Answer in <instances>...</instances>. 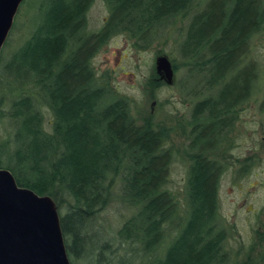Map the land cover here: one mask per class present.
Masks as SVG:
<instances>
[{
  "label": "trees",
  "instance_id": "trees-1",
  "mask_svg": "<svg viewBox=\"0 0 264 264\" xmlns=\"http://www.w3.org/2000/svg\"><path fill=\"white\" fill-rule=\"evenodd\" d=\"M101 1L108 17L97 32L87 31L95 0L19 5L0 50V120L13 131L0 143V168L53 199L71 264H225L226 166L216 152L252 95L257 66L244 58L264 31V0ZM170 30L195 97L180 202L166 189L173 128L139 123L129 99L92 64L114 36L144 50ZM259 108L264 131V97ZM6 142L13 150L4 155ZM112 205L122 213L118 227L97 224Z\"/></svg>",
  "mask_w": 264,
  "mask_h": 264
},
{
  "label": "rangeland",
  "instance_id": "rangeland-1",
  "mask_svg": "<svg viewBox=\"0 0 264 264\" xmlns=\"http://www.w3.org/2000/svg\"><path fill=\"white\" fill-rule=\"evenodd\" d=\"M107 17L104 3L95 0L88 13L87 31H99ZM11 31L5 41L12 35ZM158 55H165L177 66L171 84L156 73ZM244 60L256 64L257 78L250 100L238 112L229 141L216 152L217 159L226 166L219 188V211L228 234L224 245L225 264H264V131L259 108L264 97V31L252 37ZM92 64L99 80L107 81L117 94L129 99L139 123L148 119L155 127L173 128L166 145L172 147L175 156L166 189L180 202L188 165L185 152L188 141L184 135L188 131H184L188 129L195 97L189 94L192 83H188L189 74L178 51L176 35L166 31L144 50L135 49L125 36H114L100 48ZM44 114L48 121V109ZM12 132L7 118L5 122L0 120V143L12 139ZM6 144L4 155L13 150L11 142ZM99 216L97 224L118 227L122 213L117 205H112Z\"/></svg>",
  "mask_w": 264,
  "mask_h": 264
},
{
  "label": "water",
  "instance_id": "water-1",
  "mask_svg": "<svg viewBox=\"0 0 264 264\" xmlns=\"http://www.w3.org/2000/svg\"><path fill=\"white\" fill-rule=\"evenodd\" d=\"M23 0H0V50ZM156 73L167 84L174 69L165 55L155 58ZM0 264H70L53 199L17 184L0 168Z\"/></svg>",
  "mask_w": 264,
  "mask_h": 264
}]
</instances>
